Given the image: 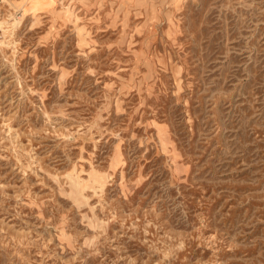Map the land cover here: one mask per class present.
<instances>
[{"label": "rangeland", "instance_id": "374dc122", "mask_svg": "<svg viewBox=\"0 0 264 264\" xmlns=\"http://www.w3.org/2000/svg\"><path fill=\"white\" fill-rule=\"evenodd\" d=\"M0 264H264V0H0Z\"/></svg>", "mask_w": 264, "mask_h": 264}]
</instances>
